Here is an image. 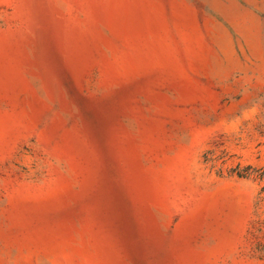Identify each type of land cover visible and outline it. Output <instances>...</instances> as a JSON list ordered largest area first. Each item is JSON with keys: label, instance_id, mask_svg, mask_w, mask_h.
<instances>
[{"label": "rangeland", "instance_id": "374dc122", "mask_svg": "<svg viewBox=\"0 0 264 264\" xmlns=\"http://www.w3.org/2000/svg\"><path fill=\"white\" fill-rule=\"evenodd\" d=\"M0 264H264V0H0Z\"/></svg>", "mask_w": 264, "mask_h": 264}, {"label": "trees", "instance_id": "16d2710c", "mask_svg": "<svg viewBox=\"0 0 264 264\" xmlns=\"http://www.w3.org/2000/svg\"><path fill=\"white\" fill-rule=\"evenodd\" d=\"M238 175H239L240 177H248V176H249L248 174H244V173H241V172H239Z\"/></svg>", "mask_w": 264, "mask_h": 264}]
</instances>
